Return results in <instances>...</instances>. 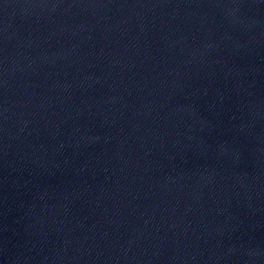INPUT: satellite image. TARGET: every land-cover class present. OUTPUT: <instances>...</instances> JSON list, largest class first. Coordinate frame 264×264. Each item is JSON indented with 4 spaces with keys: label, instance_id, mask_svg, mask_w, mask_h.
<instances>
[{
    "label": "water",
    "instance_id": "water-1",
    "mask_svg": "<svg viewBox=\"0 0 264 264\" xmlns=\"http://www.w3.org/2000/svg\"><path fill=\"white\" fill-rule=\"evenodd\" d=\"M0 264H264V0H0Z\"/></svg>",
    "mask_w": 264,
    "mask_h": 264
}]
</instances>
